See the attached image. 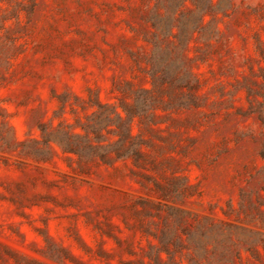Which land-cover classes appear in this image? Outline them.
I'll return each mask as SVG.
<instances>
[{"label":"rangeland","instance_id":"rangeland-1","mask_svg":"<svg viewBox=\"0 0 264 264\" xmlns=\"http://www.w3.org/2000/svg\"><path fill=\"white\" fill-rule=\"evenodd\" d=\"M0 264H264V0H0Z\"/></svg>","mask_w":264,"mask_h":264},{"label":"trees","instance_id":"trees-1","mask_svg":"<svg viewBox=\"0 0 264 264\" xmlns=\"http://www.w3.org/2000/svg\"><path fill=\"white\" fill-rule=\"evenodd\" d=\"M117 116H118L120 121H123V118H122V116L119 113H117Z\"/></svg>","mask_w":264,"mask_h":264}]
</instances>
